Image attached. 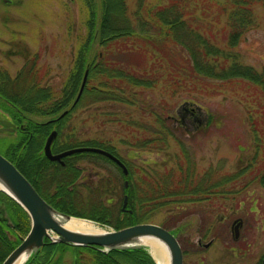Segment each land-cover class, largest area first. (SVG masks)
Wrapping results in <instances>:
<instances>
[{"label": "trees", "instance_id": "1", "mask_svg": "<svg viewBox=\"0 0 264 264\" xmlns=\"http://www.w3.org/2000/svg\"><path fill=\"white\" fill-rule=\"evenodd\" d=\"M78 2L77 20L71 12L65 22L64 41L71 45V64L58 87L46 80L49 68L40 71L37 53L28 51L26 63L12 76L0 70V112L17 125L14 132L0 135V154L60 212L117 230L169 212L161 226L177 235V222L186 215L185 203L210 200L222 186L252 174L261 162L259 155L264 156V64L259 70L243 64L236 52L244 34L254 27L255 6L264 10V0H135L132 9L127 0ZM85 71L83 91L73 104ZM186 72L192 82L253 97L256 108H245L255 155L238 171L225 173L210 166L199 173L194 153L182 139L184 131L176 126L178 120L163 103L154 102L151 92L158 83L168 81L177 87ZM89 105L95 120L100 121L93 138H86V131L73 125L74 114L88 110ZM135 110L146 112L150 122L136 121L131 116ZM206 114L205 129L216 121L215 115ZM114 124L129 131L128 139L119 142L136 150H165L169 140L173 141L179 147L174 167L158 171L146 163L137 166L123 160L114 145V136H118ZM53 130L52 153L81 146L100 148L117 157L127 174L96 153H76L63 158L64 167L55 165L43 153ZM139 130L142 137L136 134ZM82 159L104 161L115 168L120 180L127 183L126 187L121 184L125 210L113 217L112 199L106 206L100 201L98 207L87 208L75 198L79 170L67 174L55 168ZM259 172L253 179L264 188V163ZM49 188L54 190L53 198L47 194ZM29 225L27 213L0 192V264L26 235ZM45 242L24 264H63L66 251L71 253V264H155L144 247L103 252L94 246ZM262 257L255 264H262Z\"/></svg>", "mask_w": 264, "mask_h": 264}, {"label": "rangeland", "instance_id": "2", "mask_svg": "<svg viewBox=\"0 0 264 264\" xmlns=\"http://www.w3.org/2000/svg\"><path fill=\"white\" fill-rule=\"evenodd\" d=\"M12 1L8 4L0 0V42L18 41L31 54L37 53L40 71L49 68L46 80L58 87L71 64V45L64 41L67 36L65 22L71 12L77 20L78 0ZM127 2L132 9L135 0ZM254 17V27L244 34L236 52L243 64L259 70L264 64V10L255 6ZM1 45L3 49L7 47ZM12 59L13 62H7L0 56V69H8L14 75L23 62L20 58ZM164 74L166 76L167 72ZM178 81L177 87L161 81L151 96L156 104L163 103L169 114L178 120L176 126L184 131L182 139L194 153L197 171L202 173L213 166L219 167L221 172L233 173L253 159L254 137L245 108L246 105L252 110L256 108L251 94L246 96L240 91L217 89L214 84L192 82L187 72ZM88 107L74 114L73 125L86 131V138H93L100 121L95 120L93 106ZM206 112L215 115L216 121L205 129ZM123 113L126 114V110ZM144 113L135 110L131 116L136 121L149 123L150 118ZM114 129L118 131L114 145L123 160H131L137 166L146 163L158 171L174 167L179 147L173 141L169 140L165 150H136L119 142L120 138L128 139V130L118 124H114ZM136 134L142 137L143 132L139 130ZM259 160L252 174L222 186L210 200L184 204L186 215L176 226V237L184 250L183 264H255L260 260L264 254V188L253 177L259 175L264 156L259 155ZM95 165V174L103 179L92 178L94 191H89L86 198L82 196L81 204L92 208L102 201L106 206L107 199H112L114 217L121 211L123 181L111 164L103 161ZM170 214L161 212L148 222L162 225ZM237 218L242 219L243 224L239 238L234 240L231 224ZM210 240L212 243L205 248L204 244ZM63 255V264H71V253L66 251Z\"/></svg>", "mask_w": 264, "mask_h": 264}, {"label": "water", "instance_id": "3", "mask_svg": "<svg viewBox=\"0 0 264 264\" xmlns=\"http://www.w3.org/2000/svg\"><path fill=\"white\" fill-rule=\"evenodd\" d=\"M87 71L84 72L82 82L73 104L79 99L86 81ZM66 113L64 111L60 116ZM4 128H0V132L12 131L14 125L2 120ZM56 136L53 130L48 135L44 146V155L52 161H59L65 156L80 152H94L103 155L117 165H119L124 174L127 170L115 156L109 152L96 147H76L58 154H52L50 150L51 143ZM0 191L15 201L28 215L30 227L26 236L21 242L5 257L1 264H15L20 258L24 264L28 258L35 254L41 246L44 245V239L47 238L51 243H63L74 246H95L103 252L110 250H121L136 247H145L140 244L142 238H152L162 243L168 253L169 264H183V253L180 244L175 235L164 227L152 223H139L127 226L121 229L100 230L95 227L92 230H74L65 227V224L71 219L84 221L72 217L69 214L62 213L51 205H49L34 189L31 183L20 173V171L4 156L0 154ZM126 204L124 199L123 206ZM4 218L9 226H12L6 214ZM88 221V220H87ZM242 225L241 219L233 222V235L238 238L239 227ZM212 241L204 245L207 248Z\"/></svg>", "mask_w": 264, "mask_h": 264}, {"label": "flooded vegetation", "instance_id": "4", "mask_svg": "<svg viewBox=\"0 0 264 264\" xmlns=\"http://www.w3.org/2000/svg\"><path fill=\"white\" fill-rule=\"evenodd\" d=\"M5 3L8 4H12L13 1L12 0H2ZM5 35V34H4ZM0 44L2 45H6L7 47L5 49L0 47V56L3 57L4 60H7V62H13L14 57L16 58H20L21 62H23V64L20 66V68L26 63V57H27V49L24 45H22L23 43L20 42H12L10 43L9 41H3L0 42ZM1 45V46H2ZM1 71H5L7 73V75L12 76L8 71V69L5 68H1ZM3 114V115H2ZM3 116H6L4 113L0 112V128H4L5 126L2 124V120H6V118H3ZM10 120V119H8ZM11 121V120H10ZM12 122V121H11ZM13 123V122H12ZM16 128L17 125L15 123H13ZM6 132V131H4ZM3 132V133H4ZM2 133V134H3ZM53 163H55V165H59V167H64V161L63 158L59 161H51ZM103 162V161H102ZM99 162H96L94 160H71L70 162H68V167L65 168H59L56 166V170H62L63 172L67 173V174H75L76 171L79 170V175L75 180V187L76 189V193H75V198L82 200V196H85V198L87 197V193H91V191H94L93 186H94V181L92 180L93 177L96 178H101L100 176H98L97 174H95V164H99ZM96 175V176H95ZM73 185V184H72ZM124 187L127 186V184L124 182L123 183ZM88 192H87V191ZM47 194L48 196L51 198L54 197V190L52 188H49L47 190ZM125 195L122 194V199L124 198ZM57 200V199H55ZM109 200V199H107ZM122 209V207H121ZM125 210V209H122ZM199 244V242H198ZM262 264H264V257H262ZM42 264V263H41Z\"/></svg>", "mask_w": 264, "mask_h": 264}, {"label": "bare ground", "instance_id": "5", "mask_svg": "<svg viewBox=\"0 0 264 264\" xmlns=\"http://www.w3.org/2000/svg\"><path fill=\"white\" fill-rule=\"evenodd\" d=\"M65 227L74 230H92L94 227L98 230L102 229L100 226L95 223L87 220H77L71 219L65 224ZM140 244L146 245L149 249L151 256L154 258L157 264H169L168 253L165 246L152 238H142L139 242ZM23 261V258H20L15 264H20Z\"/></svg>", "mask_w": 264, "mask_h": 264}]
</instances>
